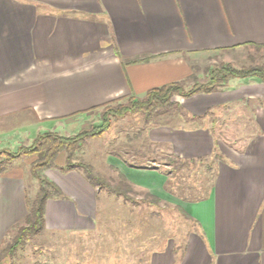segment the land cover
I'll return each instance as SVG.
<instances>
[{
  "label": "crops",
  "instance_id": "0c3cea01",
  "mask_svg": "<svg viewBox=\"0 0 264 264\" xmlns=\"http://www.w3.org/2000/svg\"><path fill=\"white\" fill-rule=\"evenodd\" d=\"M249 43H264V0H0V128L57 130L96 106L193 78L206 56ZM173 101L177 108L157 112L173 123L146 137L162 156L214 158L213 181L206 197L184 204L193 217L184 247L161 239L140 264H264V81L237 77ZM110 160L138 189L165 195V161ZM47 172L65 197L47 201L45 232H95L103 190L76 169ZM25 177L0 176V247L27 213ZM132 214L115 222L127 226ZM152 217L138 221L162 220Z\"/></svg>",
  "mask_w": 264,
  "mask_h": 264
},
{
  "label": "rangeland",
  "instance_id": "374dc122",
  "mask_svg": "<svg viewBox=\"0 0 264 264\" xmlns=\"http://www.w3.org/2000/svg\"><path fill=\"white\" fill-rule=\"evenodd\" d=\"M251 57L254 60L250 59ZM226 63H231L234 67L263 65L264 49L259 53L257 49L251 51L247 48L228 50L218 54L211 53L197 65L194 77L185 81L186 89L191 88L195 81H208L211 78V70ZM120 102L126 103L127 100L115 102L110 106H118ZM111 107L106 111L105 107L95 109L68 125L65 123L57 130H51L64 136H74L83 130L99 131L102 130V125H107V128L98 135L87 138L83 148L74 158V162L82 160L83 163L90 164L94 174L105 182L100 181L98 186L94 185L103 190V193L99 195L98 229L89 233L90 235L83 236L44 231L18 249L13 258L9 256L8 260H5L6 264H140L145 261V255H150L154 245H160L161 239L165 241L174 237L179 250L184 247L187 234L193 226V217L185 210L184 204L187 201L198 202L208 195L207 192L213 181L210 166H215L216 160L212 158L189 161V159L171 155L162 156L165 151L150 143L149 138L146 137L147 130L150 126L159 123H173L172 118L157 114L158 109L149 115L146 109L135 110L125 115L120 113L114 115L116 110ZM39 131L37 126L32 125L15 126L12 129L7 126L1 127L0 153L9 157V153L17 152L20 147L30 146L38 135L45 132ZM141 153L150 157L152 162L154 160L165 164V161L168 166L171 165L169 171L167 170L165 195L161 197L138 189L130 181L131 189L122 188L126 195L117 194L116 201L106 196L108 192L114 194V187L122 181V172L110 158L117 156L125 160L129 159V162L134 160L138 164L147 163L154 166L149 159L147 161L140 158ZM64 157L63 155L61 159ZM36 158V155H22L12 163H8L7 170L8 172L15 169L25 173L27 195L31 202L37 199L40 189L39 181L31 174V165ZM47 171L48 169L45 174L52 180ZM78 171L83 173L82 170ZM83 175L85 176L84 173ZM166 193L169 194L166 196ZM146 205H149L148 209ZM129 208L133 209L134 221L129 222L127 226L123 225L124 222H115L117 217L123 218ZM156 213L158 218L162 217V220L158 219L159 222L138 221L141 214L154 217ZM16 231L17 228L12 229L5 239H12ZM128 233L131 234V243L122 241ZM111 234L116 239L110 240ZM137 256L143 258L139 259Z\"/></svg>",
  "mask_w": 264,
  "mask_h": 264
},
{
  "label": "trees",
  "instance_id": "16d2710c",
  "mask_svg": "<svg viewBox=\"0 0 264 264\" xmlns=\"http://www.w3.org/2000/svg\"><path fill=\"white\" fill-rule=\"evenodd\" d=\"M246 48L251 51L257 49L259 53L260 50L264 49V43H249ZM250 59L254 60L252 57ZM237 77H253L259 81H264V64L242 67H234L231 63L220 64V66L211 70V78L208 81H195L194 85L189 89H186V80L173 81L149 90L143 97L131 95L129 97L118 98L104 104L102 107H105L106 111L113 103L126 99V103L120 102L118 106L111 107V109L116 110L114 111V115L118 113L125 115L129 112L142 109H146L149 115L159 108L168 109L173 106L175 107L176 103L173 101L174 95L188 97L200 92L217 91L230 79ZM98 107L96 106L91 109H97ZM102 126V130H83L74 136H64L58 132L48 130L38 135L30 146H22L17 152L9 153V157H5L0 153V176L7 172L8 163H12V161L22 155H36L37 158L31 165V174L40 184L39 193L34 202H31L27 196L28 210L21 220H24V222H17L11 228V230L17 228L12 239H5L3 241L0 247V264H6L5 260H8L9 256L13 258L17 250L25 246L31 238L41 235L45 231L47 201L55 197H65L59 185L50 180L45 174L47 169L58 166L65 171L82 170L91 184L98 186L101 182L105 183L99 176L94 174L90 164L83 163L82 160L74 162L76 153L81 151L86 139L98 135L107 128L105 124ZM63 155L65 157L61 159ZM214 156L218 157L219 153H215ZM189 161L192 160L189 159ZM121 178L122 181L113 190L117 194L126 195V192L122 191V188L127 189L129 187L131 189V182L123 173H121ZM10 231L8 234H10Z\"/></svg>",
  "mask_w": 264,
  "mask_h": 264
}]
</instances>
